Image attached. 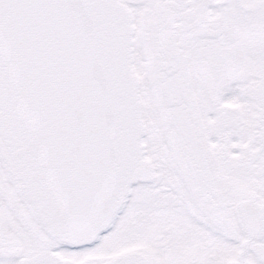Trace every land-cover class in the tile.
Returning <instances> with one entry per match:
<instances>
[{"label": "snow or ice", "instance_id": "obj_1", "mask_svg": "<svg viewBox=\"0 0 264 264\" xmlns=\"http://www.w3.org/2000/svg\"><path fill=\"white\" fill-rule=\"evenodd\" d=\"M0 264H264V0H0Z\"/></svg>", "mask_w": 264, "mask_h": 264}]
</instances>
